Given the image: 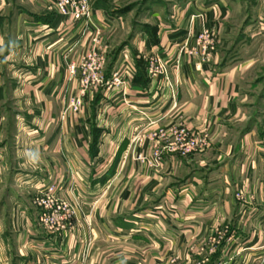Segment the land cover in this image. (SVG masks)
I'll list each match as a JSON object with an SVG mask.
<instances>
[{
  "label": "crops",
  "instance_id": "obj_1",
  "mask_svg": "<svg viewBox=\"0 0 264 264\" xmlns=\"http://www.w3.org/2000/svg\"><path fill=\"white\" fill-rule=\"evenodd\" d=\"M89 2L83 29L58 15L55 0H0V264H264L254 60L218 62L212 52L195 69L177 43L191 44L197 7L124 37L123 17ZM215 4L194 16L218 25L227 9ZM87 50L101 59L105 80L119 71L126 82L89 88L74 112L80 75L67 66ZM156 65L165 74L153 73ZM185 127L206 136V147L168 151ZM156 147L157 169L134 159ZM51 182L80 204L72 229L59 234L31 216L32 198Z\"/></svg>",
  "mask_w": 264,
  "mask_h": 264
},
{
  "label": "rangeland",
  "instance_id": "obj_2",
  "mask_svg": "<svg viewBox=\"0 0 264 264\" xmlns=\"http://www.w3.org/2000/svg\"><path fill=\"white\" fill-rule=\"evenodd\" d=\"M99 1L97 0L96 4L103 6L107 10L116 12L123 17L125 26V32L123 36L125 37L127 36L126 32L129 30H135L143 28L145 26H152L153 24H155V19L157 17L161 18V20L163 21L166 19L167 21L169 20L173 22L176 18L177 13L181 12L182 10L185 11V7L187 8L188 6L197 7L198 12L194 15H198L199 17H201L202 15L206 16V14L211 10L212 7L217 8L215 3L218 0ZM223 1L226 4L227 10L223 11L224 16L221 15L222 17H218V15L220 16L219 13L217 16H215L214 19L218 18V25L216 23L207 25L208 17L199 18L195 17L194 15L190 16L189 21H196V23L194 24L196 26L192 27V42L189 45L188 43L178 41L177 44L180 46H188V48L186 49L188 51L192 50L194 48L193 45L195 44V41L199 38V36L205 34V36H208V40L213 42L209 58L210 56H212V52H216V54L218 53V62H225L226 60L233 58L234 56L237 58V60H241L244 57H251L254 60V71L252 72L250 80L251 84L256 83V86L252 87L251 91L255 92L256 97H253L250 102V112H255L257 114L254 115V120L257 121L264 117V100H259L260 96L263 97L262 95L264 94V0ZM187 57L193 58L194 60V55L193 57L187 55ZM209 60L203 63L202 67L207 63L210 64V61L212 59L210 61ZM77 69L79 68L77 67ZM202 69L203 68H201L200 70ZM79 75L81 76L80 69ZM234 195V198L238 202L241 203L244 200L242 198V194L237 197L235 191ZM64 199L68 200L67 197H65ZM75 202V204L80 207L79 202ZM31 213L35 225L39 227L36 221L37 209H33ZM4 230L6 236L10 237V239L13 238L14 233L10 229L4 228ZM14 246L15 245L13 241V243L11 242L10 247L11 252H14ZM3 251L4 248L2 245H0V252L3 253Z\"/></svg>",
  "mask_w": 264,
  "mask_h": 264
},
{
  "label": "built area",
  "instance_id": "obj_3",
  "mask_svg": "<svg viewBox=\"0 0 264 264\" xmlns=\"http://www.w3.org/2000/svg\"><path fill=\"white\" fill-rule=\"evenodd\" d=\"M55 6L58 15L66 20L80 22L83 29L87 27L88 19L92 13V8L88 0H55ZM197 41V42H196ZM195 41L192 50H186V54L196 59L195 69L200 70L202 64L207 62L212 48V41L208 36L201 35ZM182 46V45H181ZM188 48V46H187ZM101 59L96 55L94 50H87L81 62L77 66L70 63L67 71L70 77L74 76L77 67L81 70L80 90L78 94L69 101V108L77 112L83 105V99L86 90L100 86H122L126 80L119 71L111 74L109 79L105 80L102 73ZM180 62L178 61V65ZM153 73L165 74L162 66L156 65ZM175 142L167 150L177 152L181 156L201 151L206 147V136L188 128H178L174 137ZM163 149L156 147L149 154L137 152L134 159L145 164L148 168L156 169L162 163ZM241 193L236 191L238 197ZM32 203L37 209L36 221L38 226L49 234H59L71 230L73 223L77 219L79 207L76 202L60 198L58 196V187L54 183L43 186L38 193L32 198ZM215 264H224V261H217Z\"/></svg>",
  "mask_w": 264,
  "mask_h": 264
}]
</instances>
